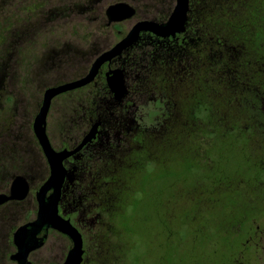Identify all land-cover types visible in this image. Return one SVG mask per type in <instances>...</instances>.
Here are the masks:
<instances>
[{"label": "flooded vegetation", "instance_id": "af4514ba", "mask_svg": "<svg viewBox=\"0 0 264 264\" xmlns=\"http://www.w3.org/2000/svg\"><path fill=\"white\" fill-rule=\"evenodd\" d=\"M5 1L0 0V6ZM19 1L28 4L32 0ZM68 1L65 6L76 7L81 15L73 16L91 24L90 34L82 45L63 44L45 51L40 58V79H36L45 81V89L85 76L96 58L114 47L135 24L164 23L175 5V0ZM243 1H213L220 13L217 29L212 30L207 23L209 17L204 14L207 0H189L182 31L167 36L140 31L131 45L99 66L90 82L52 98L46 118L49 142L56 152L70 151L62 160L66 174L56 213L81 236L80 264H117L120 260L121 256L113 250L118 246L113 238H119L120 231L112 225L120 210L112 211L115 201L110 188L112 181L122 180L117 173L124 167L140 168L156 162L162 150L180 149L191 143L201 147L212 138L223 137L224 132L245 140L248 148L256 144L264 150V88L255 82L239 81L238 77L240 56L246 52L239 38L251 36L239 30L236 12ZM117 5H126L132 14L112 20L107 9ZM63 11L59 5L42 9L32 21V14L26 9L23 24L13 27L8 41L0 47V264L18 263L15 233L37 218L38 192L50 176L47 157L33 130L43 94L35 104L16 94L15 87L32 81L22 79L16 53L22 47L26 50L31 33L43 21L57 18ZM247 64L252 67L253 59H248ZM68 69L77 73L67 75L64 70ZM116 69L122 72L126 88L120 99L114 97L107 82V76ZM49 74L52 76L47 82L45 76ZM60 98L71 99L72 105L64 113L67 126L60 127L61 139L54 143L47 122ZM225 101L243 102L248 107L243 125L176 126L184 118L190 122L192 112L202 124L207 117V104L215 103L216 112L221 114ZM148 157L152 159L145 161ZM259 157L256 167L264 164V156ZM52 192L53 188L48 189L44 198ZM234 226L228 229L240 235L241 229ZM242 235V244L253 243L264 252V227L250 224ZM35 236L42 237L43 243L28 253L31 264L65 262L73 246L67 234L45 225Z\"/></svg>", "mask_w": 264, "mask_h": 264}, {"label": "rangeland", "instance_id": "374dc122", "mask_svg": "<svg viewBox=\"0 0 264 264\" xmlns=\"http://www.w3.org/2000/svg\"><path fill=\"white\" fill-rule=\"evenodd\" d=\"M66 2L70 1L6 0L0 6V47L12 28L23 24L26 9L32 21L42 9L56 5L65 9L57 18L43 21L31 33L26 50L22 47L16 53L22 79H32L15 87L16 94L31 104L46 88L45 81H36L45 51L63 44L82 45L90 34L91 24L73 16L78 10ZM64 72L74 75L77 70ZM52 74L45 76L47 82ZM71 105L67 98L54 103L47 122L54 143L61 139L60 127L67 126L64 113ZM191 144L162 150L156 162L134 170L130 191L112 219L114 230L120 231V237L113 238L118 245L113 250L121 256L117 264H264L263 249L242 244V232L250 224L264 227V164L256 167L264 150L256 144L248 148L232 133L201 147ZM211 182L217 187L209 190ZM229 223L241 229L240 235L228 229Z\"/></svg>", "mask_w": 264, "mask_h": 264}, {"label": "water", "instance_id": "95a60500", "mask_svg": "<svg viewBox=\"0 0 264 264\" xmlns=\"http://www.w3.org/2000/svg\"><path fill=\"white\" fill-rule=\"evenodd\" d=\"M188 3L189 0H175V5L164 23H156L153 21L138 22L114 47L96 58L85 76L45 89L42 103L33 121V130L47 157L50 166V176L38 192L39 209L37 218L20 227L15 233V242L18 247L17 264H31L27 259V255L30 251L42 245L43 238L35 235L45 225L52 226L62 233L67 234L73 241V246L69 250L68 256L63 264H80L82 259L80 234L69 221L63 220L56 213L57 201L60 195L63 178L66 174V170L62 166V160L70 154V151L62 150L61 152H56L49 142L46 133V118L52 98L60 93L81 87L90 82L95 76L99 66L104 61L120 53L122 49L131 45L138 38L140 31H149L160 36H167L176 31H182L186 21ZM132 12V9L126 5L111 6L107 9L108 15H110L111 19L114 21L127 18ZM107 82L116 99H120L125 94L126 88L120 70L116 69L111 71V75L107 76ZM90 135L91 133L82 143L89 139ZM50 188H53V192L45 199L43 195Z\"/></svg>", "mask_w": 264, "mask_h": 264}, {"label": "trees", "instance_id": "16d2710c", "mask_svg": "<svg viewBox=\"0 0 264 264\" xmlns=\"http://www.w3.org/2000/svg\"><path fill=\"white\" fill-rule=\"evenodd\" d=\"M215 0H207L208 6L204 11V14L208 16L207 23L211 26L212 30L217 29L219 10L217 6L212 5ZM237 15L240 18L239 30L242 34H251L250 37L241 36L240 43L244 46L246 52L240 56L241 64L239 66V81H245L246 83L257 84V86L264 88V0H244L241 2L237 9ZM241 34V35H242ZM248 59H253V66L249 67ZM255 60V61H254ZM248 78V79H247ZM241 87V84L239 86ZM215 104V103H214ZM208 103V113L204 122L200 124V118H195L194 112L190 118V122H186V118L182 119L176 124V126H207V127H232L236 125H243L244 112L248 110V107L243 102H228L223 103L222 113L216 112V104ZM194 106H192L193 108ZM196 120V124L193 123ZM185 121V122H183ZM247 125L251 126L252 123ZM228 132H224L223 136ZM244 143L246 141L244 140ZM152 157L146 158L145 161L151 160ZM139 169L138 166L124 167L121 173L117 175L121 176L122 180L111 182V193L113 196V209L112 211H119L121 203L124 200L126 193L130 191L131 177L134 170ZM117 178H120V177ZM217 187L215 182L209 183V190ZM117 211V212H118ZM233 226L232 223L228 224V228Z\"/></svg>", "mask_w": 264, "mask_h": 264}]
</instances>
